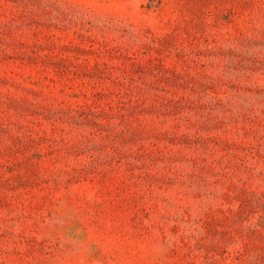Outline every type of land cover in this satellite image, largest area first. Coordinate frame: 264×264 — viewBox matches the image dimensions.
I'll return each mask as SVG.
<instances>
[{
  "label": "rangeland",
  "instance_id": "rangeland-1",
  "mask_svg": "<svg viewBox=\"0 0 264 264\" xmlns=\"http://www.w3.org/2000/svg\"><path fill=\"white\" fill-rule=\"evenodd\" d=\"M0 264H264V0H0Z\"/></svg>",
  "mask_w": 264,
  "mask_h": 264
}]
</instances>
